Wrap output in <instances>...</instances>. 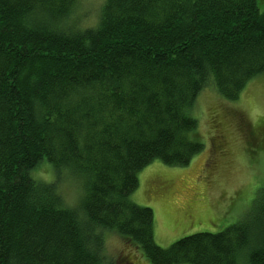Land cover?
Here are the masks:
<instances>
[{"label":"trees","instance_id":"trees-1","mask_svg":"<svg viewBox=\"0 0 264 264\" xmlns=\"http://www.w3.org/2000/svg\"><path fill=\"white\" fill-rule=\"evenodd\" d=\"M81 1L0 0V264H136L110 232L151 264H264V195L168 247L132 196L151 162L203 150L205 88L235 100L264 74V0H103L89 25Z\"/></svg>","mask_w":264,"mask_h":264},{"label":"rangeland","instance_id":"rangeland-1","mask_svg":"<svg viewBox=\"0 0 264 264\" xmlns=\"http://www.w3.org/2000/svg\"><path fill=\"white\" fill-rule=\"evenodd\" d=\"M102 1L79 3L83 24L96 21ZM196 104L203 150L185 166L151 162L140 172L132 195L136 203L154 210L156 241L162 247L186 235L223 230L244 218L255 198L259 196L258 202L264 195V74L251 80L235 100L207 87ZM52 173L45 168L37 174L48 178ZM60 188L68 202L78 197L71 177H65ZM106 239V252L113 258L151 264L118 233H107Z\"/></svg>","mask_w":264,"mask_h":264}]
</instances>
